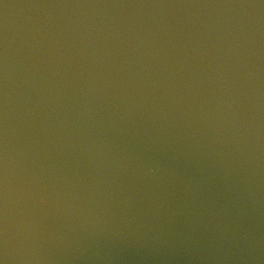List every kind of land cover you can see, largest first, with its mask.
<instances>
[{
	"label": "water",
	"instance_id": "obj_1",
	"mask_svg": "<svg viewBox=\"0 0 264 264\" xmlns=\"http://www.w3.org/2000/svg\"><path fill=\"white\" fill-rule=\"evenodd\" d=\"M0 264H264V0H0Z\"/></svg>",
	"mask_w": 264,
	"mask_h": 264
}]
</instances>
